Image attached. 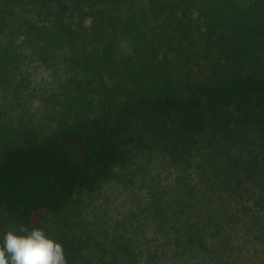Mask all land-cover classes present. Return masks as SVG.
Returning <instances> with one entry per match:
<instances>
[{
  "label": "rangeland",
  "instance_id": "rangeland-1",
  "mask_svg": "<svg viewBox=\"0 0 264 264\" xmlns=\"http://www.w3.org/2000/svg\"><path fill=\"white\" fill-rule=\"evenodd\" d=\"M238 72L264 75V0H0V155L28 131ZM251 122L166 147L116 132L106 171L73 147L86 185L26 219L0 206V242L42 227L66 264H264V127Z\"/></svg>",
  "mask_w": 264,
  "mask_h": 264
},
{
  "label": "trees",
  "instance_id": "trees-1",
  "mask_svg": "<svg viewBox=\"0 0 264 264\" xmlns=\"http://www.w3.org/2000/svg\"><path fill=\"white\" fill-rule=\"evenodd\" d=\"M235 118L264 127V75L229 73L182 91L160 88L125 101L115 114L76 119L43 138L28 131L1 151L0 206L26 219L65 205L87 183L73 147L87 164L106 171L119 156L116 132L166 147L188 144L209 131L212 121L220 126Z\"/></svg>",
  "mask_w": 264,
  "mask_h": 264
},
{
  "label": "clouds",
  "instance_id": "clouds-1",
  "mask_svg": "<svg viewBox=\"0 0 264 264\" xmlns=\"http://www.w3.org/2000/svg\"><path fill=\"white\" fill-rule=\"evenodd\" d=\"M0 264H66L60 242L42 227L8 230L0 242Z\"/></svg>",
  "mask_w": 264,
  "mask_h": 264
}]
</instances>
